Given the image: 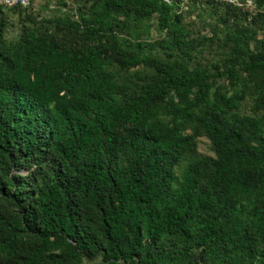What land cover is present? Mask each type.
<instances>
[{
    "label": "trees",
    "instance_id": "16d2710c",
    "mask_svg": "<svg viewBox=\"0 0 264 264\" xmlns=\"http://www.w3.org/2000/svg\"><path fill=\"white\" fill-rule=\"evenodd\" d=\"M176 1L82 0L12 42L0 17V264H264V35L206 0L232 25L202 64L215 32Z\"/></svg>",
    "mask_w": 264,
    "mask_h": 264
},
{
    "label": "rangeland",
    "instance_id": "374dc122",
    "mask_svg": "<svg viewBox=\"0 0 264 264\" xmlns=\"http://www.w3.org/2000/svg\"><path fill=\"white\" fill-rule=\"evenodd\" d=\"M237 2L240 4L236 7L239 10L235 18L237 25L247 27L255 33L256 38H261L264 35V5H257L254 0H237ZM81 4L82 0H28L25 8L0 5V17L4 19L2 37L5 42L15 41L20 33L21 19L24 16H31L34 22L38 23L41 18H54L66 13L76 22L77 12ZM175 10L181 14L183 24L191 34L190 38L208 39L211 37V29L214 30L215 37L211 39V43L204 42L202 47L198 48L201 51L197 58L200 59L199 61L202 64L220 61L224 56V52L227 51L224 49L225 46H222L223 34L232 25L230 19H227L224 24L222 22L224 5L204 3V1L197 2L196 0H177ZM25 25H29V23L26 22ZM149 26L150 38H157L159 33L155 31L154 19L149 22ZM248 42L251 48L253 43L250 39H248ZM195 154L197 157L214 158L210 143L205 137L196 139ZM184 163L185 159H182L178 166L174 168V172L178 173ZM16 173L25 175L26 171L22 170ZM79 264H101V261L99 256H95L83 258Z\"/></svg>",
    "mask_w": 264,
    "mask_h": 264
},
{
    "label": "built area",
    "instance_id": "2783aa9c",
    "mask_svg": "<svg viewBox=\"0 0 264 264\" xmlns=\"http://www.w3.org/2000/svg\"><path fill=\"white\" fill-rule=\"evenodd\" d=\"M199 1H206V0H199ZM212 1L229 4L233 6H240L237 0H212ZM27 4H28V0H0V5L5 7L19 6L21 8H25Z\"/></svg>",
    "mask_w": 264,
    "mask_h": 264
}]
</instances>
